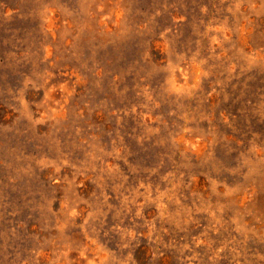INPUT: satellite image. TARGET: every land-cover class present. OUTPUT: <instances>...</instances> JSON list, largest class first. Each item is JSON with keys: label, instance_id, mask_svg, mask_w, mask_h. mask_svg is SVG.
<instances>
[{"label": "rangeland", "instance_id": "obj_1", "mask_svg": "<svg viewBox=\"0 0 264 264\" xmlns=\"http://www.w3.org/2000/svg\"><path fill=\"white\" fill-rule=\"evenodd\" d=\"M0 264H264V0H0Z\"/></svg>", "mask_w": 264, "mask_h": 264}]
</instances>
